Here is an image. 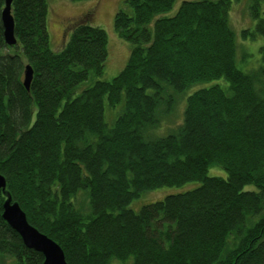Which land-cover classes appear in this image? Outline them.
I'll use <instances>...</instances> for the list:
<instances>
[{"label":"trees","instance_id":"1","mask_svg":"<svg viewBox=\"0 0 264 264\" xmlns=\"http://www.w3.org/2000/svg\"><path fill=\"white\" fill-rule=\"evenodd\" d=\"M234 1L126 0L113 29L129 54L105 80L102 28L72 25L55 52L47 0H12L9 47L0 0V175L66 264H264L262 0H250L255 25L242 36L262 37L263 61L246 72L228 19ZM177 99L181 121L159 136ZM187 183L198 184L130 207ZM5 200L0 192V260L43 264L2 220Z\"/></svg>","mask_w":264,"mask_h":264},{"label":"rangeland","instance_id":"2","mask_svg":"<svg viewBox=\"0 0 264 264\" xmlns=\"http://www.w3.org/2000/svg\"><path fill=\"white\" fill-rule=\"evenodd\" d=\"M126 0H47L46 28L50 38V47L58 52L69 36V28L76 24L86 22L92 26L102 28L107 35V60L104 68L105 80L114 78L123 68L130 50V44L120 40L113 29V18L118 10L123 8ZM250 0L234 1L231 4L229 23L236 38V64L241 71H249L257 68L263 61L260 53V46L263 43L261 36L253 39L243 37L242 31L253 29L255 21L251 18L248 5ZM261 16L264 18V0L261 1ZM184 101L177 99L176 107L157 131L159 136L169 133L181 121ZM109 117H112L108 113ZM215 167L208 169V176H216L218 173ZM198 183H187L180 187H162L154 191L142 193L134 199L131 208L139 209L141 206L163 199L172 193L184 192L196 187ZM78 206L85 207L87 197L79 194L76 198ZM0 264H13L10 259L0 260Z\"/></svg>","mask_w":264,"mask_h":264},{"label":"water","instance_id":"3","mask_svg":"<svg viewBox=\"0 0 264 264\" xmlns=\"http://www.w3.org/2000/svg\"><path fill=\"white\" fill-rule=\"evenodd\" d=\"M12 0H4V8L1 12L3 38L7 46L16 44L13 36V19L11 16ZM32 78V70L26 66L24 71L23 85L26 90ZM6 182L0 175V192L6 197L3 203L2 220L20 237L23 246L43 258V264H66L63 251L50 238L37 231L28 224L26 216L17 203H13L10 196L5 192Z\"/></svg>","mask_w":264,"mask_h":264}]
</instances>
